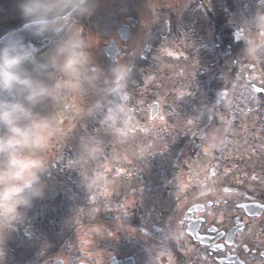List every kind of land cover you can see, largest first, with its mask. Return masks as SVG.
Masks as SVG:
<instances>
[{"label": "rangeland", "instance_id": "rangeland-1", "mask_svg": "<svg viewBox=\"0 0 264 264\" xmlns=\"http://www.w3.org/2000/svg\"><path fill=\"white\" fill-rule=\"evenodd\" d=\"M233 1L237 6L232 17L235 35L249 43L248 49H239L234 55L217 54L212 41L214 27L207 33L210 45L202 48V52L214 53L222 62L219 70L229 75L238 60L239 73L232 77L230 94L218 106L219 91L211 82L201 81L210 66H201L195 58L197 16L180 17L181 23L174 27L175 32L190 30L189 40L171 37L158 53L148 48L153 22L166 20L171 12L184 14L194 6L212 10L211 0H91L92 12L70 25V30L79 28L90 43L92 60L81 77V88L40 109L54 122L53 135L38 153L46 165L41 177L51 184L31 207L21 209L18 219L14 217L7 226L0 222V264H54L65 256V264L100 256L108 260L112 254L107 248L121 247L125 255H134L151 241L145 233H153L151 223L158 220L157 197L151 196L157 195L155 189L162 191L173 183L192 187L210 170L232 171L231 179L254 196L264 192V130L260 129L264 125V98H253V113L245 103L239 107L243 96L250 95L246 74L253 84L264 88V71L255 55L256 43L264 47V0L262 10L251 15L252 21L241 10L246 0ZM17 18L18 0H0V25ZM128 18L136 19L138 26L129 42L123 43L117 30ZM112 42L125 53L115 62L105 55V47ZM141 59L144 63L139 67L136 62ZM120 66L122 83L117 86L113 69ZM134 74L142 86L129 85ZM117 87L126 94L127 88L131 90L126 96L129 105L109 102ZM153 102L160 104L155 119L151 118ZM107 104L119 106L115 120L104 119ZM229 109V114L223 113ZM233 113L238 114L237 125ZM55 160L62 168L53 166ZM59 168L63 173L58 180L46 173ZM173 170L179 173L178 183L167 178ZM222 175L211 180L206 177L205 182L215 187L228 185L231 179ZM180 200L186 209L193 199L184 196ZM39 210L43 217L50 215L57 220L48 224L51 229L42 246H38V238L45 229L37 223ZM70 245L73 251L67 255Z\"/></svg>", "mask_w": 264, "mask_h": 264}, {"label": "clouds", "instance_id": "clouds-1", "mask_svg": "<svg viewBox=\"0 0 264 264\" xmlns=\"http://www.w3.org/2000/svg\"><path fill=\"white\" fill-rule=\"evenodd\" d=\"M18 6L23 24L0 35V222L5 226L43 195L46 165L38 153L53 135L54 122L41 106L79 91L92 60L81 30H70L77 18L92 12L91 0H18ZM25 34L54 47L41 56ZM122 67L113 69L117 86ZM118 112L119 106L110 107L104 119L115 120Z\"/></svg>", "mask_w": 264, "mask_h": 264}, {"label": "flooded vegetation", "instance_id": "flooded-vegetation-1", "mask_svg": "<svg viewBox=\"0 0 264 264\" xmlns=\"http://www.w3.org/2000/svg\"><path fill=\"white\" fill-rule=\"evenodd\" d=\"M26 39H32L39 47L37 40L28 35ZM189 188L188 200L193 199L192 204L185 209L176 203L180 210L157 220L163 228L134 255L121 257L117 253L122 247L107 248L111 258L106 260L100 256L86 263L113 264V257H133L135 264H264V214L252 218L239 208V203L252 201L249 196L238 200V191L234 187H215L213 192L205 186ZM195 205L203 207L190 212ZM239 223L243 225L241 230ZM191 224L195 227L190 228ZM236 228L238 231L232 235Z\"/></svg>", "mask_w": 264, "mask_h": 264}, {"label": "trees", "instance_id": "trees-1", "mask_svg": "<svg viewBox=\"0 0 264 264\" xmlns=\"http://www.w3.org/2000/svg\"><path fill=\"white\" fill-rule=\"evenodd\" d=\"M212 4H217V41H221V46L222 49L218 50L217 49V54L218 52L222 51V53H228L231 54V50H229L227 48V46L229 45H238L239 43H237L235 41V37H234V29L232 27V24L230 22L231 19V14L235 11V2L233 0H217L214 2V0L212 1ZM240 45V44H239ZM244 47V46H243ZM242 47H235V50H239ZM236 50V51H237ZM234 55V54H233ZM237 60V59H236ZM211 64H214L213 62H211ZM219 64L221 65L222 62L217 58V66L214 65H210V69L207 75V78H211L214 75L215 81L213 82H209L206 81V78L204 77L203 80L205 83H210L213 88H216V91H220L222 89H228L229 91H231L232 89V85H233V80L232 77L234 75V73L236 72V65L233 64V66L230 68V75L227 74L225 71L221 72L219 70ZM116 102L120 103L121 106L126 105V98L123 96L121 98H119ZM111 104H107L103 107V110H108V108L110 107ZM242 107V106H241ZM230 110V109H229ZM224 114H229V111L224 112ZM97 118L101 119L102 115L99 114L97 116ZM100 122V120H98ZM53 166L55 167H61L60 162H54ZM62 168V167H61ZM59 168L58 171L53 172L52 176L56 177V180L59 179V175L62 174L63 170ZM48 175H51V172L47 173Z\"/></svg>", "mask_w": 264, "mask_h": 264}, {"label": "water", "instance_id": "water-1", "mask_svg": "<svg viewBox=\"0 0 264 264\" xmlns=\"http://www.w3.org/2000/svg\"><path fill=\"white\" fill-rule=\"evenodd\" d=\"M22 24H23L22 19L18 20L16 22H13L11 24H8V25L0 28V35H3V34L9 32L11 30L20 28ZM131 24H132V26H135L136 23L134 21H132ZM119 33L121 34L124 41H128L130 36H131V29L129 26H123L119 30ZM106 53L113 61H115L117 59V54L120 52L115 46H109L106 49ZM256 90L262 91L261 89H256ZM226 95H227V91L222 92L219 96V101L221 99H223L224 97H226ZM158 111H159V104L154 103L153 110H152V117L153 118L158 114ZM258 207L259 206L256 203H251V204L246 205V208H247V210H249L250 213L257 212V214L260 215L262 213L263 207L260 206L259 210H257ZM68 250H71V248H69ZM56 264H63V261H58Z\"/></svg>", "mask_w": 264, "mask_h": 264}]
</instances>
